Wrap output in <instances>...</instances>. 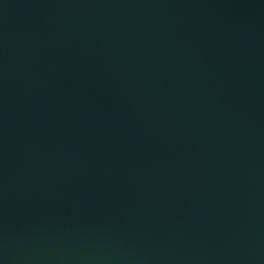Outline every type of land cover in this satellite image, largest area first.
I'll return each mask as SVG.
<instances>
[{
    "label": "water",
    "instance_id": "obj_1",
    "mask_svg": "<svg viewBox=\"0 0 264 264\" xmlns=\"http://www.w3.org/2000/svg\"><path fill=\"white\" fill-rule=\"evenodd\" d=\"M0 264H264V0H0Z\"/></svg>",
    "mask_w": 264,
    "mask_h": 264
}]
</instances>
